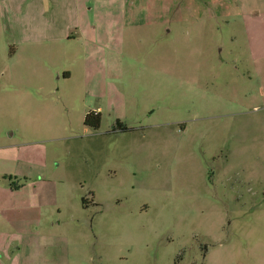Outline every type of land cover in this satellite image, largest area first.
Here are the masks:
<instances>
[{
  "label": "rangeland",
  "instance_id": "obj_1",
  "mask_svg": "<svg viewBox=\"0 0 264 264\" xmlns=\"http://www.w3.org/2000/svg\"><path fill=\"white\" fill-rule=\"evenodd\" d=\"M23 1L0 6V264H264V0H94L105 64L79 32L11 55Z\"/></svg>",
  "mask_w": 264,
  "mask_h": 264
},
{
  "label": "crops",
  "instance_id": "obj_2",
  "mask_svg": "<svg viewBox=\"0 0 264 264\" xmlns=\"http://www.w3.org/2000/svg\"><path fill=\"white\" fill-rule=\"evenodd\" d=\"M10 1L11 0H0V6L4 7L5 11L11 12L12 10L10 6L11 5ZM32 1L33 0H24L22 4L24 2H26V4L32 3ZM58 1L61 3H59ZM54 3L61 6L64 5L67 12L74 13V16L71 19L70 27H67L65 29L61 28V31L56 30L57 28L55 27L54 21L46 22L43 21L44 19L41 17L42 15L43 16L45 15V12L52 11L50 6L51 5L54 6ZM36 4H38V6H36ZM89 4H91L92 6H90ZM18 11H19V15H23V16L27 11L38 12L40 15H39V19H34V18H28L25 20L20 19L15 23L17 26L19 27L22 26L23 28L19 33L20 40L18 42H14L17 45V47L16 48L11 47V55L24 52L23 45L27 43H32V45H37L43 43L46 40L54 41L58 39L59 41H63L69 44L70 43L74 44L75 42H78L76 35L77 32H79V34L81 35V43L84 44L85 46V51L87 53L86 55L91 54L93 56L95 55V52L97 54L99 53L100 58H102L103 60V64H105V59L103 57V54L105 53L104 50L102 49L100 50V48L95 49L94 46V42L96 40L99 41V39H97L95 36L96 34L95 30L91 28L90 18L91 17L93 18L95 16V11H96V4L94 0H35L31 4V7L29 9H27V5H26L25 7L24 6L20 7ZM251 11L256 13L258 10L252 8ZM89 13H91V17L89 16ZM39 51H40L39 48H30L28 53H33V52L37 53ZM42 56L43 54L40 55V57ZM104 69L101 72H99L103 76L106 75ZM91 74L92 73L88 72L87 75L90 76ZM69 75L70 72L64 71L62 76L64 78H68ZM118 121H120V119Z\"/></svg>",
  "mask_w": 264,
  "mask_h": 264
},
{
  "label": "trees",
  "instance_id": "obj_3",
  "mask_svg": "<svg viewBox=\"0 0 264 264\" xmlns=\"http://www.w3.org/2000/svg\"><path fill=\"white\" fill-rule=\"evenodd\" d=\"M83 124L90 128H94V129L98 128L100 125L99 112H94V111L87 112L84 116ZM115 125L118 127L122 126L118 120H116Z\"/></svg>",
  "mask_w": 264,
  "mask_h": 264
}]
</instances>
